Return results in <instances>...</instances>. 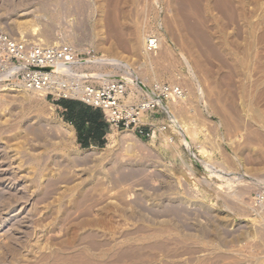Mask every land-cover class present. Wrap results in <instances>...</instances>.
I'll return each instance as SVG.
<instances>
[{"label": "rangeland", "instance_id": "rangeland-1", "mask_svg": "<svg viewBox=\"0 0 264 264\" xmlns=\"http://www.w3.org/2000/svg\"><path fill=\"white\" fill-rule=\"evenodd\" d=\"M5 37L119 59L75 70L136 101L182 94L149 137L82 148L0 56V264H264V0H0Z\"/></svg>", "mask_w": 264, "mask_h": 264}, {"label": "built area", "instance_id": "built-area-1", "mask_svg": "<svg viewBox=\"0 0 264 264\" xmlns=\"http://www.w3.org/2000/svg\"><path fill=\"white\" fill-rule=\"evenodd\" d=\"M158 41L150 39V51L157 50ZM2 69L26 91L44 93L54 103L62 100L80 101L101 110L110 128L133 130L150 136L143 118L153 109L166 112L170 99L179 97L181 89L172 86L155 87L156 93L138 101L131 99L128 85L123 81H109L98 85L75 67L79 55L71 45L60 47L37 46L5 37L0 41ZM264 206V198L259 199Z\"/></svg>", "mask_w": 264, "mask_h": 264}, {"label": "crops", "instance_id": "crops-1", "mask_svg": "<svg viewBox=\"0 0 264 264\" xmlns=\"http://www.w3.org/2000/svg\"><path fill=\"white\" fill-rule=\"evenodd\" d=\"M58 108L61 110L64 120L73 126L79 145L81 142L88 141L96 145L108 141V131L111 128L101 110L73 100H64L63 103L58 104ZM96 145L91 147L100 148Z\"/></svg>", "mask_w": 264, "mask_h": 264}, {"label": "bare ground", "instance_id": "bare-ground-1", "mask_svg": "<svg viewBox=\"0 0 264 264\" xmlns=\"http://www.w3.org/2000/svg\"><path fill=\"white\" fill-rule=\"evenodd\" d=\"M30 14V13H29ZM31 26V25H30ZM33 26V25H32ZM36 26V25H35ZM30 28V27H29ZM35 28V30H37V28L36 27H34ZM150 40V39H149ZM148 41V40H147ZM158 41V40H157ZM160 43H161V41H160ZM160 47V45L158 44V48ZM91 58H94V57H91ZM90 58V59H91ZM90 59H88V60H84V61H79L80 63H92L93 64V62L94 63H109V64H119V65H123L124 64V62L123 61H121V60H119V59H114V58H105V57H102V58H95L96 60L95 61H93V59L92 60H90ZM91 61H93V62H91ZM79 62H77L76 64L77 65H79L80 63ZM102 76V75H101ZM45 99H46V95H45ZM165 106V105H164ZM112 129V128H111ZM116 129V128H115ZM128 131V130H127ZM128 133H130V131L128 132ZM133 133H134V131H133ZM62 134L65 136V138H67L70 142H72L75 138H76V134H75V130L71 127V126H66V127H63V131H62ZM124 134H126L125 132H124ZM118 135L117 133H115V132H111V133H109V135H108V141H109V144H108V146H111V147H113V146H115V145H117V144H119V143H125V142H128V145H130L129 144V142H132V139L134 138V137H136V136H133V138L131 137V134H127V135ZM129 135V136H128ZM132 135H135V133L134 134H132ZM131 138V139H130ZM133 140H135V138L133 139ZM134 142V141H133ZM132 142V143H133ZM127 144V143H126ZM132 146V145H131Z\"/></svg>", "mask_w": 264, "mask_h": 264}, {"label": "trees", "instance_id": "trees-1", "mask_svg": "<svg viewBox=\"0 0 264 264\" xmlns=\"http://www.w3.org/2000/svg\"><path fill=\"white\" fill-rule=\"evenodd\" d=\"M61 103H63V101H61L59 104H61ZM106 144H107V142L106 141H104V142H102V143H100L99 145H96V144H92L91 142H81V147L82 148H90L92 145H96V146H99L100 148H103V147H105L106 146Z\"/></svg>", "mask_w": 264, "mask_h": 264}]
</instances>
